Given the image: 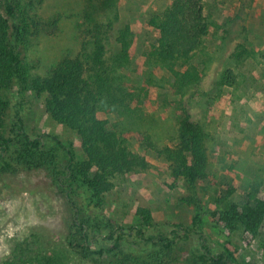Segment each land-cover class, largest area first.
I'll list each match as a JSON object with an SVG mask.
<instances>
[{"label": "trees", "instance_id": "obj_1", "mask_svg": "<svg viewBox=\"0 0 264 264\" xmlns=\"http://www.w3.org/2000/svg\"><path fill=\"white\" fill-rule=\"evenodd\" d=\"M83 2V37L78 50L73 55L66 54L45 76H32L20 48L40 32L41 24L34 20L32 5L21 4L19 0H0V90L14 86L18 97L22 98L25 93L42 97L50 118L78 135L85 157L74 162L69 148L52 135L47 138L54 145L46 148L42 140L44 134L31 136L19 112H13L5 130L10 104L0 98V171L10 174L21 169L48 171L57 187L65 193L72 214V232L64 246L44 249L35 242L33 245L22 243L14 249L11 258L1 264H76L75 258L92 260L96 264H117L121 255L123 264H131L132 254L122 250V242L128 238L151 245L158 257H165L176 240L188 239L191 235L200 240L195 253L197 263L237 264L229 247L213 252L205 244L199 206L195 208L189 227L175 226L169 234H145L150 225V213L146 209L138 210V215L143 217L139 225L128 229L111 221L95 224L90 217L80 216L81 209L74 197L75 185L84 189L89 205L99 206L100 196L110 191L116 178L130 172H144L150 167L144 156L129 151V134L136 140L141 138L164 163L172 184L179 179L190 185L205 181L209 167L208 133L187 115L177 116L176 143L159 145L153 141L157 135V122L153 115L144 114L143 109L151 98V88L156 81L139 74L138 84L130 82L127 73L134 68L136 34L130 24L120 22L116 10L119 0ZM254 3L255 0H241L240 11L234 20L227 19L225 24H219L212 21L211 15L204 14L203 0H169L160 15L152 14L145 20V26L153 34V42L142 48L140 55L148 65L164 70L170 78L171 93L182 97L201 81L203 70L199 66L207 65L209 60L204 46L209 32L214 30V35L224 42L230 39L246 42L245 29L238 30L235 24L242 9ZM110 38L115 44L113 51L109 49ZM254 55L257 63L264 64V47ZM231 56L237 64L252 57L242 44L236 46ZM217 83L221 87H232L235 85L234 73L225 71ZM100 113L116 114L119 122L111 127ZM148 120L149 126L142 130ZM148 131L152 135H148ZM58 151H62L66 158L64 167L59 163ZM223 191V195L209 199L207 209L212 221L229 232L240 229L242 239L247 243L261 237L264 256V234L261 236L264 183L251 184L247 194L250 203L242 206L232 201L234 187L230 185ZM101 233L110 244L94 248L95 234Z\"/></svg>", "mask_w": 264, "mask_h": 264}, {"label": "rangeland", "instance_id": "obj_2", "mask_svg": "<svg viewBox=\"0 0 264 264\" xmlns=\"http://www.w3.org/2000/svg\"><path fill=\"white\" fill-rule=\"evenodd\" d=\"M203 1L204 14L211 15L212 21L219 24H225L227 19L234 20L240 11L241 0ZM19 2L32 5L34 20L41 24L40 32L30 38L20 52L32 76H45L66 54L73 55L78 50L83 37L84 2ZM168 3L169 0H119L116 7L119 20L130 24L136 34L134 68L127 74L133 84L139 83V74L156 81L151 88V98L143 109L144 114L153 115L157 122V135L153 138L155 143H176L179 114L187 115L208 133V179L192 185L179 179L172 184L164 163L146 147L141 138L136 140L129 134V151L144 156L150 167L144 172H130L116 178L110 191L100 196L99 206L89 205L84 189L75 185L74 197L81 209L80 216L90 217L95 224L111 221L128 229L139 225L143 217L138 215V210L146 209L150 213V225L145 229V234H169L175 230V226L189 227L195 208L199 206L205 244L209 249L221 251L226 246L234 252L237 264H264L261 237L245 242L240 229L229 232L217 226L207 209L209 199L223 195V188L234 187L232 201L242 206L250 203L247 194L251 184L264 183V64L257 63L254 58L255 52L264 47V0H255L251 7H244L241 17L237 19L235 28L245 29L246 42L241 39L224 42L214 35V30L209 32L204 44L209 60L207 65L199 66L203 70L201 81L182 97L171 93L168 74L148 65L140 55L142 48L153 42V34L145 26V20L152 14L160 15ZM78 24H81V28H78ZM238 44L248 49L253 58L248 57L237 64L231 54ZM113 46L115 44L110 38V51H113ZM228 70L234 73L235 85L221 87L217 81ZM0 98L10 104L5 130L13 112H19L31 136L44 134L42 140L46 148L54 145L47 136H56L69 148L74 162L85 158L78 135L50 118L44 109L42 97L36 98L29 93L18 97L16 88L12 86L8 90H0ZM100 117L107 120L111 127L119 122L118 116L113 113H100ZM149 121L142 130L149 126ZM147 134L152 135L151 131ZM58 159L64 167L66 158L62 151H58ZM71 219V208L65 193L57 187L48 171L21 169L15 174L0 171V264L11 258L14 249L22 243L33 245L35 242L44 249L64 246L72 232ZM263 234L264 227L261 236ZM95 236L94 248L110 244L103 239L102 233ZM135 241L128 238L122 242L123 253L133 256L131 264H199L195 261V253L200 240L195 235L176 240L165 257H158L151 245ZM118 258L117 264H123V255ZM75 259L76 264H96L92 260Z\"/></svg>", "mask_w": 264, "mask_h": 264}, {"label": "crops", "instance_id": "obj_3", "mask_svg": "<svg viewBox=\"0 0 264 264\" xmlns=\"http://www.w3.org/2000/svg\"><path fill=\"white\" fill-rule=\"evenodd\" d=\"M214 46H215V41H214Z\"/></svg>", "mask_w": 264, "mask_h": 264}]
</instances>
